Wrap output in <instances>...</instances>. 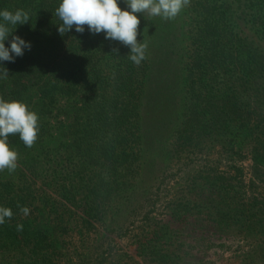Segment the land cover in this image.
Listing matches in <instances>:
<instances>
[{
  "label": "trees",
  "instance_id": "trees-1",
  "mask_svg": "<svg viewBox=\"0 0 264 264\" xmlns=\"http://www.w3.org/2000/svg\"><path fill=\"white\" fill-rule=\"evenodd\" d=\"M59 3L0 0V10L30 16L10 26L5 47L12 35L31 46L14 62L0 61V76L8 70L0 97L22 101L39 116L33 147L18 135L8 139L19 159L15 172H0V206L13 212L0 225V264H60L69 223L88 232L94 222L111 220L110 200L122 211L127 189L137 176L153 175L159 154L200 153L206 143L218 145L227 161H250V193L236 175L196 170L155 239L159 233V244L170 240L171 224L201 211L217 228L233 219L263 232L264 0H190L173 20L137 13V40L148 45L138 66L127 46L87 25L83 33L73 27L61 35ZM118 6L128 10L124 0ZM18 203L30 209L27 216ZM167 257L159 253V261Z\"/></svg>",
  "mask_w": 264,
  "mask_h": 264
},
{
  "label": "rangeland",
  "instance_id": "rangeland-1",
  "mask_svg": "<svg viewBox=\"0 0 264 264\" xmlns=\"http://www.w3.org/2000/svg\"><path fill=\"white\" fill-rule=\"evenodd\" d=\"M205 146L204 152L173 159L159 154L153 175L147 180L137 176L133 187L127 189L130 197L122 198V211L116 213L119 204L110 200L111 220L94 222L95 228L88 232L84 226L80 233L73 222L69 223L60 264H264L263 228V232L259 231L260 226L256 225L254 230L246 231L245 225L233 224V219L226 218L227 226L217 228L204 211L192 212L182 218L185 220L171 224L167 233L170 240L159 244V233L155 239L154 232L167 218L171 201L184 194L187 179L196 170L211 168L221 175H236L250 193V161H227L225 156L218 155V145ZM229 165L240 166L241 173L237 175ZM43 188L59 198L50 188ZM261 225L264 227L262 222ZM159 253L168 255V259L159 261Z\"/></svg>",
  "mask_w": 264,
  "mask_h": 264
},
{
  "label": "clouds",
  "instance_id": "clouds-1",
  "mask_svg": "<svg viewBox=\"0 0 264 264\" xmlns=\"http://www.w3.org/2000/svg\"><path fill=\"white\" fill-rule=\"evenodd\" d=\"M128 10L118 6V0H60L55 14L61 21L58 32L63 35L73 27L76 32L83 33L84 26L93 34L103 32L106 39L121 42L130 49L128 59L140 65L147 56V43L137 40L139 14L148 17H160L162 20H173L190 4V0H124ZM30 16L24 9L10 11L0 10V61L14 62V56H22L30 44L19 36L12 35L9 47L4 41L12 34V27L25 24ZM12 26V27H10ZM118 52V49H113ZM8 77V70L3 68L0 79ZM39 134V116L29 110L28 106L18 100H5L0 97V172L7 170L10 174L18 167L19 154L11 149L8 143L10 135H18L28 148L34 146ZM20 212L27 216L30 209L17 204ZM13 216L12 209L0 206V225ZM16 230L23 231V225L17 224Z\"/></svg>",
  "mask_w": 264,
  "mask_h": 264
}]
</instances>
